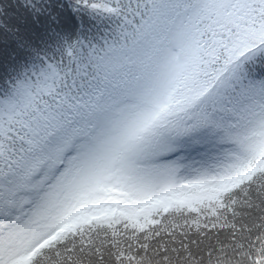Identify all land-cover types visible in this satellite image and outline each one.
Instances as JSON below:
<instances>
[{
	"label": "snow or ice",
	"instance_id": "snow-or-ice-1",
	"mask_svg": "<svg viewBox=\"0 0 264 264\" xmlns=\"http://www.w3.org/2000/svg\"><path fill=\"white\" fill-rule=\"evenodd\" d=\"M0 264H264V0H0Z\"/></svg>",
	"mask_w": 264,
	"mask_h": 264
}]
</instances>
